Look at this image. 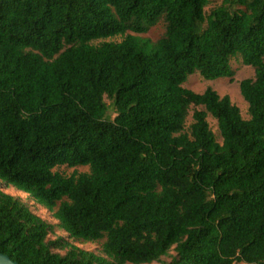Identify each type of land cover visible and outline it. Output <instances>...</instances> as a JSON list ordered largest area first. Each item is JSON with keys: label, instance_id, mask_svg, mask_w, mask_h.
<instances>
[{"label": "trees", "instance_id": "trees-1", "mask_svg": "<svg viewBox=\"0 0 264 264\" xmlns=\"http://www.w3.org/2000/svg\"><path fill=\"white\" fill-rule=\"evenodd\" d=\"M210 1L0 0V180L56 219L0 188L1 253L264 264V0ZM158 23L157 40L139 35ZM236 58L254 68L247 119L228 95L183 86L232 78Z\"/></svg>", "mask_w": 264, "mask_h": 264}, {"label": "rangeland", "instance_id": "rangeland-1", "mask_svg": "<svg viewBox=\"0 0 264 264\" xmlns=\"http://www.w3.org/2000/svg\"><path fill=\"white\" fill-rule=\"evenodd\" d=\"M218 3L219 0H211L207 6V10ZM164 29L165 28L163 23H158L152 26L145 33H140L139 35L142 37H147L152 41H155L163 34ZM121 38H122L121 36H114V37H108L105 40L118 41L121 40ZM231 66L235 70V74L232 78L221 77L214 80H208L203 78L199 72H195L189 75L187 80L184 82L183 86L195 92H203L207 87L210 86L213 89H215L220 96L228 95L231 101L239 107L243 118L247 119L249 118L248 103L244 100V98L240 93V82L246 78H253L254 68L250 65L244 64L240 58L233 59L231 61ZM191 114L192 111L190 113V116L188 117L189 121L191 120ZM207 120L210 124L211 129L214 131V133L217 135L218 139L220 140L216 120L210 115L208 116ZM55 169L70 175L74 172L88 171V166L80 165V166L70 167L67 165H62L59 168H55ZM0 188L7 193L13 194L15 196H20L23 200H25L30 204L32 210L36 214L40 215L44 219L50 222H56V219L53 217L51 212L48 211L44 206L40 205L28 193L23 192L14 186L6 185V183L3 182L2 180H0ZM55 236H64L70 242L81 248L95 251L96 253H100L101 242H81L78 240H74L73 238H70L68 234L62 229H57L56 232L53 235H51V237L53 238ZM153 264H158V263H153ZM243 264H247V263H243Z\"/></svg>", "mask_w": 264, "mask_h": 264}, {"label": "water", "instance_id": "water-1", "mask_svg": "<svg viewBox=\"0 0 264 264\" xmlns=\"http://www.w3.org/2000/svg\"><path fill=\"white\" fill-rule=\"evenodd\" d=\"M0 264H20L12 260L8 255L0 252Z\"/></svg>", "mask_w": 264, "mask_h": 264}]
</instances>
